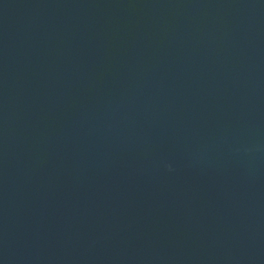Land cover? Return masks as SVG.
<instances>
[{
	"label": "water",
	"instance_id": "1",
	"mask_svg": "<svg viewBox=\"0 0 264 264\" xmlns=\"http://www.w3.org/2000/svg\"><path fill=\"white\" fill-rule=\"evenodd\" d=\"M0 264H264V0H0Z\"/></svg>",
	"mask_w": 264,
	"mask_h": 264
}]
</instances>
